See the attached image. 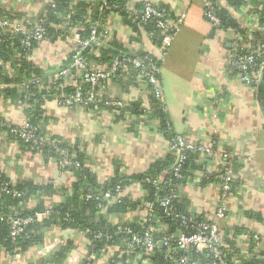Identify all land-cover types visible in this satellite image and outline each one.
<instances>
[{"label": "crops", "instance_id": "0c3cea01", "mask_svg": "<svg viewBox=\"0 0 264 264\" xmlns=\"http://www.w3.org/2000/svg\"><path fill=\"white\" fill-rule=\"evenodd\" d=\"M48 1L51 0H0V7L35 22ZM125 1L126 7L133 12L150 1L165 12L172 23L183 17L165 54L163 45H153L145 30L133 31L120 14L110 15L106 24L110 31L108 41L115 39L130 53L148 50L160 58V101L167 116L166 127L151 107L150 98L155 95L148 81L141 80L140 76L134 81L130 74L122 73L115 80L110 78L103 82L99 94L108 101H120L122 106L116 108L140 103L144 119L129 110L117 119L120 112L114 109L71 107L53 99L43 105L48 116V137L53 142L84 145L86 165L100 185L105 184L117 169L121 176L134 175L147 170L155 161L168 158L176 152L172 144L174 135H181L188 143L209 147L210 151L200 153L195 161L200 167L180 186V197L186 200L192 216L217 220L225 247L236 253L234 256L264 261V71L251 68L249 74L254 81L243 80L244 73L235 67L233 60L242 54L244 46L250 45L240 43L242 33L231 27L215 26L205 17V3L211 0ZM212 1L231 11L245 29L257 27L258 19L251 9L264 4V0H247L232 8L226 0ZM79 42V35L72 34L53 43H43L35 50L33 59L46 77L51 78ZM15 87L11 96L1 95L0 116L9 122L21 123L26 119L20 95L24 87ZM0 166L13 180L42 182L54 179L58 185H69L73 181L72 175L63 172L57 160L45 162L39 152L23 148L5 131L0 133ZM226 168L232 172L234 187L226 217L216 219L221 181L213 174ZM125 191L132 200L137 198L144 202L142 197L146 190L137 184L130 185ZM35 204L34 198L28 205L33 207ZM145 211L132 209L112 216V220L118 225L140 221L147 214ZM178 233L179 230L173 234ZM71 236L75 248L62 264H84L88 258H94L93 264H106L122 248L118 242L107 252L95 256L87 249L86 234L54 228L46 234L42 244L23 254L12 256L0 247V264H55L51 263L53 254ZM132 264L139 263L134 259ZM147 264L156 263L150 260Z\"/></svg>", "mask_w": 264, "mask_h": 264}, {"label": "trees", "instance_id": "16d2710c", "mask_svg": "<svg viewBox=\"0 0 264 264\" xmlns=\"http://www.w3.org/2000/svg\"><path fill=\"white\" fill-rule=\"evenodd\" d=\"M226 1L232 8H236L247 0ZM110 3L114 6L113 9L102 12L99 0H51L45 4L35 22L24 19L22 14L8 12L2 7H0V18L9 20L11 24L18 23L28 29L41 25L46 38L52 43L72 34H78L80 40H89L93 29L96 28L97 34L101 35L100 41L91 42L88 50L84 48L81 51V55L91 70L107 69L117 58L142 59L145 56L151 57L152 62L160 67V58L155 57L152 52L148 50L134 53L124 51L127 49L115 39L108 41V37H104V31L107 29L109 16L118 13L123 16L133 31L138 33L139 30H145L152 44L157 47L163 45L167 32L157 26L155 18H144V5L139 8V11L133 12L126 7L125 0H110ZM251 12L257 16V27L245 29L235 20L231 11L222 5H217L216 8L221 21L219 27L223 29L231 27L242 33L243 38L240 43L250 45L249 47L244 46L242 54L253 53L260 61L263 55L261 44L264 42V4L251 9ZM24 37L23 32H15L10 26H0V97L1 95L11 96L15 91V86L22 85L24 89L20 95L21 102L24 104L25 120L38 127V135L45 137V141L41 143L39 138L36 142L25 143L14 132L16 123L9 122L2 116H0V133L5 131L23 148L28 147L31 151L39 152L45 162L57 160L63 172L72 175L73 181L69 185L65 183L58 185L54 179L42 182L27 179L13 180L0 166V247L12 256L23 254L33 246L42 244L51 229L59 228L63 231L86 234L89 241L87 249L95 256L107 252L110 247L120 242L122 248L115 252L106 264H132L133 260L143 253V248L139 245L134 247L129 245L130 235L127 234L126 229L131 228L134 232L142 234L147 228H152L153 236L158 244L154 251L156 256L148 254L147 258L156 264H170L164 259L165 248L160 249L162 237L170 236L177 230L193 232L197 230L198 224L208 221L203 216H192V213L187 210L186 200L179 194L180 186L186 183L188 177L193 176L196 168L200 167L195 163L200 153L185 150L186 160L180 171L181 177L174 174L173 168L177 161V153L173 151L174 153L168 158L155 161L143 172L121 176L117 169L105 184H98L96 176L86 165L87 155L84 145L79 142L72 145L65 141L53 142L51 137H48L46 129L48 116L43 108L46 101L53 99H58L63 104L67 97L74 94L78 85L84 93L88 92L90 89L88 84L84 83L82 73L77 68H71L66 75L61 77H55V74L51 78L46 77L43 69L33 59L35 50L43 43L33 41L28 47L23 44ZM78 45L79 43L76 47ZM74 50L62 68L69 67L72 63ZM252 70L261 71L258 66H254ZM122 73L130 74V78L134 81L138 76L141 80L148 81L141 76L140 70L128 61L121 63V67L111 79L115 80ZM149 85L152 89V85L150 83ZM99 97L101 99L99 102L66 106H81L90 110L114 109L120 112L117 119L124 115L125 110H129L133 115L145 118L140 103L127 108H116L107 103L106 97L100 94ZM150 99L154 114L161 119L163 127H166L167 116L163 111L161 101L155 96H151ZM9 123L14 125L6 126ZM133 128L134 126L132 130ZM62 150L68 152L72 165L63 164ZM216 174L214 173L213 176ZM155 180L162 181L160 186L156 187ZM134 184L146 190V194L142 197L144 202L137 198L132 200L130 194L128 195L125 191ZM118 187L121 193L119 196L116 191ZM232 187H234L233 183ZM107 191H110L113 196L110 200L103 199ZM171 195L174 197L170 199L169 204L163 205L161 201ZM34 198L36 204L29 207V201ZM114 198L117 199L113 200ZM101 200L103 206L100 207ZM132 209H146L147 214L140 221L124 222L121 225L112 220V216L119 213L124 214ZM16 216H32L33 221L24 227L20 236L13 239L10 235L9 221ZM99 234L100 237H97ZM74 248V238L72 236L66 238L65 245L53 254L51 263H64ZM222 252L229 264H264V261L260 259L246 260L240 256L238 258L234 256L236 253L229 252L225 246ZM192 255L194 259L200 257V253L196 251H192ZM93 263L94 258L84 261V264Z\"/></svg>", "mask_w": 264, "mask_h": 264}, {"label": "built area", "instance_id": "2783aa9c", "mask_svg": "<svg viewBox=\"0 0 264 264\" xmlns=\"http://www.w3.org/2000/svg\"><path fill=\"white\" fill-rule=\"evenodd\" d=\"M100 1V10L104 12L105 10L113 9L114 6L111 5L110 0H99ZM216 4L215 2L207 1L205 3V17L213 23V25H220L221 21L219 16L216 13ZM144 18L148 19L153 17L156 19L157 26L167 32L164 37V42L162 46L163 54H165L167 48L170 46L171 41L181 27L183 22V17H179L175 22H170L165 13L159 10L152 2L147 1L144 4ZM0 26L6 27L10 26L15 32H23L25 35L23 39V44L30 46L33 41L48 43L49 40L44 34V28L41 25H37L33 29H28L22 27L18 23L11 24L9 20L0 18ZM110 31L107 28L104 31V37H109ZM251 37V36H250ZM243 36H241V39ZM101 35L97 34L96 28L93 29L91 37L89 40H80L78 47L75 48L73 54V61L69 67L62 68L54 76L61 77L66 75L71 68H77L81 71L84 83H87L89 86L88 92L84 93L82 88L78 85L74 94L67 97L63 102L65 105L72 104H89L99 102L101 99L99 97V87L103 82L110 79L120 68L121 63L124 61L131 62L134 67L140 70L141 76L145 77L148 82L152 85L153 94L156 98L161 100L162 98V88L159 83V71L160 67L152 62V58L145 56L142 59L138 58H121L115 59L111 66L107 69H89L88 65L81 55L82 49L90 46L91 42H99ZM263 49L262 59L257 60V56L253 53L241 54L233 60V64L239 70H241L243 75V80L247 83L254 81L252 76L249 74V70L254 66H258L261 70L264 69V42L261 44ZM109 105L114 107L122 106L120 101H108ZM14 124H6V126H13ZM14 132L22 139L25 143H30L33 141L39 140L42 142L45 141V137H39L38 127L33 126L30 122L24 120L21 123H16L14 125ZM173 149L177 153V161L174 165V174L178 177H181L180 171L185 163L186 155L185 150L197 151L199 153H206L210 151V148L203 144H194L186 142L181 135L172 136ZM61 154L63 156V164L72 165V161L68 157V152L62 150ZM227 156V155H225ZM77 164V163H76ZM216 178L221 181V193L219 205L215 212L216 219H221L226 217L228 213V200L232 190V172L230 169H224V171L216 174ZM161 180H155L154 184L156 187L160 186ZM164 184V183H163ZM118 196L120 193V188L117 190ZM117 196V197H118ZM174 195L166 197L161 201L163 205H168L170 199ZM113 196L110 191H107L104 194L103 199L110 200ZM117 198H114L115 200ZM103 206L102 200L100 202V207ZM33 221L32 216H16L10 219V235L13 239L21 235L24 227ZM194 227V226H193ZM197 230L188 233L184 230H179L178 234H172L170 236L162 237L160 243L163 244L165 248L164 259L170 264H229L225 259L222 248L225 246L224 237L221 233L220 227L217 220L206 221L198 224ZM152 228H147L142 234L134 232L131 228H127L126 232L130 235L129 245L131 246H141L143 248V253L139 254L135 261L139 264H147L150 262V259L147 258L148 254H152L155 251V248L158 242L155 240ZM100 237V234L97 235ZM192 251L200 253L198 259H194ZM144 255L146 257H144Z\"/></svg>", "mask_w": 264, "mask_h": 264}, {"label": "water", "instance_id": "95a60500", "mask_svg": "<svg viewBox=\"0 0 264 264\" xmlns=\"http://www.w3.org/2000/svg\"><path fill=\"white\" fill-rule=\"evenodd\" d=\"M90 48V46L86 47V49L88 50ZM160 247L162 248L163 247V244L160 243ZM152 256H155V253L152 254Z\"/></svg>", "mask_w": 264, "mask_h": 264}]
</instances>
